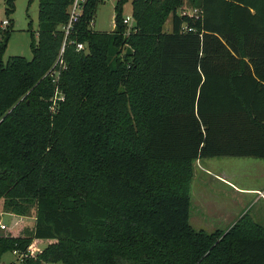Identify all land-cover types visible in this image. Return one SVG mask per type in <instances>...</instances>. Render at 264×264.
Returning <instances> with one entry per match:
<instances>
[{"label": "trees", "instance_id": "trees-1", "mask_svg": "<svg viewBox=\"0 0 264 264\" xmlns=\"http://www.w3.org/2000/svg\"><path fill=\"white\" fill-rule=\"evenodd\" d=\"M104 1L67 35L74 0H39L30 60L4 61L0 37V209L36 212L31 237L0 235V264L33 238L51 242L22 264H264L251 217L190 222L197 160L264 159V0H118L95 31Z\"/></svg>", "mask_w": 264, "mask_h": 264}, {"label": "rangeland", "instance_id": "rangeland-1", "mask_svg": "<svg viewBox=\"0 0 264 264\" xmlns=\"http://www.w3.org/2000/svg\"><path fill=\"white\" fill-rule=\"evenodd\" d=\"M7 0H0V26L2 21L9 20L7 27L13 29L4 55L8 61L16 55L33 58L31 48L32 34L38 39L39 0H15V10L7 13ZM118 0H106L97 7L92 22L95 31L110 32L115 29L116 4ZM186 1L179 12L195 13ZM133 4L130 1L124 6L123 17H133ZM134 25H127L128 33ZM166 30L172 29V16ZM195 177L192 183V206L190 222L196 229L209 232L217 229L230 230L244 216H249L264 226V198L255 193H264V159L246 157H213L202 158L195 162ZM241 189V190H239ZM0 217L8 227L0 235L31 237L36 225V212L33 210L24 215L2 211ZM51 241L32 239L31 247L36 251L45 248ZM15 260L12 252L6 253L2 262Z\"/></svg>", "mask_w": 264, "mask_h": 264}, {"label": "built area", "instance_id": "built-area-1", "mask_svg": "<svg viewBox=\"0 0 264 264\" xmlns=\"http://www.w3.org/2000/svg\"><path fill=\"white\" fill-rule=\"evenodd\" d=\"M86 0H74L72 6H71V11H70V19L68 25L65 27L66 34L68 35L70 31L73 29L74 24L79 20V17L81 15L82 11V5L85 3ZM134 19L133 17H127L124 18V23L127 25H133ZM9 20H4L2 21V24L0 26V37L4 33V31L7 29V27L10 25ZM84 48L83 43L78 44V49L82 50ZM60 99H64L61 94L57 91L56 96L53 101V106L52 109H56L57 102ZM255 193L259 194L262 198H264V193L261 190L255 191ZM3 215V213H0V217ZM8 229L7 225L3 223L2 219L0 218V231H6ZM13 255L15 256V260L9 262V263H4L2 262L1 264H22L25 259L30 258V257H35L37 254V251L33 250L31 246H29L25 251H19L15 250L12 252Z\"/></svg>", "mask_w": 264, "mask_h": 264}, {"label": "crops", "instance_id": "crops-1", "mask_svg": "<svg viewBox=\"0 0 264 264\" xmlns=\"http://www.w3.org/2000/svg\"><path fill=\"white\" fill-rule=\"evenodd\" d=\"M239 190H241V189H239Z\"/></svg>", "mask_w": 264, "mask_h": 264}]
</instances>
